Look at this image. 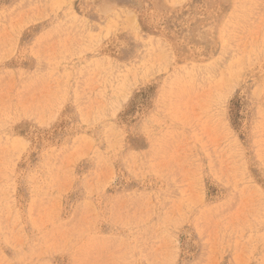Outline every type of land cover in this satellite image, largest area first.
Instances as JSON below:
<instances>
[{"label":"rangeland","instance_id":"1","mask_svg":"<svg viewBox=\"0 0 264 264\" xmlns=\"http://www.w3.org/2000/svg\"><path fill=\"white\" fill-rule=\"evenodd\" d=\"M0 264H264V0H0Z\"/></svg>","mask_w":264,"mask_h":264},{"label":"bare ground","instance_id":"2","mask_svg":"<svg viewBox=\"0 0 264 264\" xmlns=\"http://www.w3.org/2000/svg\"><path fill=\"white\" fill-rule=\"evenodd\" d=\"M207 111V110H206Z\"/></svg>","mask_w":264,"mask_h":264}]
</instances>
